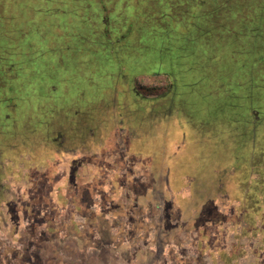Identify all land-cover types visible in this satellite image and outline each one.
<instances>
[{"label": "rangeland", "instance_id": "374dc122", "mask_svg": "<svg viewBox=\"0 0 264 264\" xmlns=\"http://www.w3.org/2000/svg\"><path fill=\"white\" fill-rule=\"evenodd\" d=\"M128 1L0 0V53L20 64L8 97L16 104L47 81L65 97L38 121L31 101L16 104L0 170V264H264V68L251 75L248 62L264 54V0ZM253 33L261 47L251 49ZM98 34H128L117 55L146 66L116 71ZM77 91L109 99L88 109ZM163 98L169 113L145 124ZM248 112L256 133L237 151ZM47 120L49 134L38 127Z\"/></svg>", "mask_w": 264, "mask_h": 264}, {"label": "trees", "instance_id": "16d2710c", "mask_svg": "<svg viewBox=\"0 0 264 264\" xmlns=\"http://www.w3.org/2000/svg\"><path fill=\"white\" fill-rule=\"evenodd\" d=\"M130 2H131V0H130ZM130 2L128 1L127 3H126V5H128V4H130ZM113 3H114V1H113ZM112 3V4H113ZM120 3H122V2H120ZM201 3H202V1H201ZM164 4V3H163ZM262 4V3H261ZM260 4V5H261ZM199 5V7H200V9H201V12H200V14L202 15V17H208L209 18V15L211 14V12H212V7H210L209 6V8H207L206 7V9H204L205 8V6L207 5V4H205L204 6L202 5V4H198ZM121 7H123L122 5H120V7L119 8H121ZM119 8H118V11H119ZM218 8H220V7H218ZM168 9V8H167ZM167 9L164 11V13L162 12V14L163 15H161V17H172L171 15H170V13H168V12H166L167 11ZM189 9V8H188ZM220 9H222V10H225L226 9V7L225 6H223V8H220ZM261 9H263V6H261ZM101 10V9H100ZM117 11V13H119ZM125 11H127L126 9H125V7H124V12ZM189 11H191L190 9H189ZM101 12H104V10H102V11H99V13H101ZM133 12H130V13H128L129 15H131ZM203 13V14H202ZM118 15V14H117ZM117 15H116V17H117ZM182 15V14H181ZM194 15V14H193ZM193 15H190V16H186L185 15V17H184V20L186 21V22H188V21H190L192 18H190L191 16H193ZM112 16V15H111ZM113 18V17H112ZM110 20V22H112L113 20L112 19H109ZM179 20V19H178ZM99 20H98V18L96 19V22L99 24V22H98ZM188 27H194V24L193 23H191V24H189V23H186V24H184V28H182V30H186ZM61 28V27H60ZM164 31H165V33H164ZM111 32V31H110ZM130 32V31H129ZM153 32V31H152ZM157 33V32H156ZM155 33V34H156ZM167 32H166V28H165V30H162V28H161V31H159L157 34H161V35H164L165 36V34H166ZM98 36L99 37H102V40H103V43H102V47H103V52L106 54V57H107V61L110 63V65H112V67L116 70V71H118L119 72V70L121 71V73H125L126 74V72H128V71H130L128 68L129 67H131V66H136L135 64H137V65H139V66H146V65H144V64H139V62H137V63H135L136 61L133 59L132 60V58L127 54V56L125 57L126 59L124 60V59H121V57H119L117 54H118V51L117 50H119L120 51V48L121 47H123L124 46V43L128 40V34H125V35H121V36H118V38H116V39H111V36H106V35H101V34H98ZM256 37H257V33H253V37H251V40H250V43H249V45L251 46V49H253L254 47L255 48H257V47H261L258 43H256ZM47 43H49V42H46L45 44L47 45ZM45 45V47H46V50H47V47L48 48H50L51 49V47L54 45V44H48L47 46ZM32 48H34V46H32ZM35 48H37V47H35ZM60 48L61 49H66V48H68V45H67V41H66V39L65 40H62L61 41V45H60ZM43 50V49H42ZM46 50H44L43 52L44 53H46L47 51ZM48 54V53H47ZM251 56V55H250ZM253 56V55H252ZM156 60V59H155ZM10 62V61H9ZM248 62L251 64V65H254V70H253V73L251 74V75H254V74H257L258 73V70H259V67L262 65L263 66V68H264V54H258V56H254V57H250V58H248ZM11 64H13L14 65V68H15V70H17V68L19 67V65L20 64H18V62H10ZM154 65H156V67H157V64L155 63V61H154ZM159 65H162L163 67H166L167 68V72H168V74H169V72L171 73L174 69H172V68H169V67H172V66H174L171 62H170V60H168V61H164V60H159ZM138 66V67H139ZM48 67V66H47ZM47 69V68H46ZM256 70V71H255ZM140 74V73H139ZM146 74H148V73H146ZM166 75V74H165ZM169 76V75H168ZM61 80L60 81H63V77H61L60 78ZM23 82V81H22ZM257 82H258V80H257ZM50 85L51 83L50 82H44V85H45V88H47V85ZM259 83V82H258ZM29 84H31V83H29ZM52 85H55V84H52ZM129 85V84H128ZM263 85V84H262ZM34 86V85H33ZM55 88H56V93L59 95V91H58V88H57V86H54ZM24 89V88H23ZM33 90L35 89L34 87L32 88ZM117 89L118 88H116V90L114 91V92H116L117 91ZM125 89H127V91H124V92H126L127 94H129V95H131L132 94V96H133V98L135 97V98H138L135 94H134V91H132V88H131V85H129L128 86V88L125 86ZM33 90L31 91V93H29V97L30 96H32V93H33ZM82 90V89H81ZM97 90V89H96ZM83 91V90H82ZM24 92H25V90H24ZM80 92V91H79ZM79 92H75V94H78ZM96 91H94V93H95ZM113 92V93H114ZM100 94L103 96H101V98H98V97H95L94 95H93V97L92 98H90V100L88 101V99H89V97H86V93H84V99H86V102L84 103V104H81L82 106H86L88 109H89V107H91V106H94L95 107V105L92 103V102H97V101H102L101 99H105V100H107L108 101V99H109V97L107 98V97H105L104 96V92L102 91V92H100ZM167 98H163L162 100L160 99L159 101H157V102H155V103H157V104H155V105H152V107L153 108H155V107H157L156 109H157V112L156 113H153L152 112V109H149V111H148V114H146L145 115V118H143L144 120H145V124L146 123H148L149 125H150V122L149 121H151L152 123L151 124H155V123H158V121H157V119L159 118L161 121L163 120V118L169 113V110H167V109H165V107H164V104H163V101L164 100H166ZM30 101H31V106H34L33 104H34V102L32 101V99H30ZM27 102H29V101H27ZM26 102V103H27ZM261 102V100L259 101V103ZM93 104V105H92ZM263 104V101H262V103H261V105ZM26 105V104H25ZM96 106H98V105H96ZM258 106V105H257ZM27 107H28V105H27ZM232 108H234V112H236V111H238V112H240V110H241V106H234V107H232ZM33 109L34 108H30V111H28V113L31 115L30 116V118H34L33 117ZM163 109H164V111H163ZM146 112V111H145ZM252 113H250V112H248V114H247V117H246V126H247V128H246V130L248 129V132L246 133V136H244L243 137V133L245 132H243L242 133V131H241V129H238V131H240L239 133H242L241 135H242V137L241 138H238V139H242V141L240 142V143H237V145H236V147H235V149L237 150V151H239V149H244L243 147H244V145H245V143H247L248 144V142H249V139H250V137L251 136H253L254 135V133H256L255 131H256V126L254 125V124H252V122H251V124L248 122V118L249 117H251V119H252V115H251ZM256 116V118L257 119H261V118H264V114L262 115V117L260 116V115H255ZM207 119V118H206ZM250 119V118H249ZM148 125V126H149ZM156 125V124H155ZM226 125L227 126H229V124L228 123H226ZM151 126V125H150ZM227 126H226V128H225V130L226 131H230L228 128H227ZM231 128V127H230ZM236 128V127H235ZM217 132V134H218V132H219V130L218 131H216ZM225 133H227V132H225ZM222 135V134H221ZM218 136V135H217ZM225 138H227V139H230V137L229 136H226ZM233 138V137H232ZM222 143V140L221 139H217V144H221ZM228 144V143H227ZM234 159V158H233ZM236 163H238V162H236V161H234V164H233V166H234V168H236V169H240V167H241V165L240 166H238V164H236ZM232 166V167H233Z\"/></svg>", "mask_w": 264, "mask_h": 264}, {"label": "flooded vegetation", "instance_id": "af4514ba", "mask_svg": "<svg viewBox=\"0 0 264 264\" xmlns=\"http://www.w3.org/2000/svg\"><path fill=\"white\" fill-rule=\"evenodd\" d=\"M53 41L54 40L48 39L46 42H53ZM0 54H1L0 55L1 56V58H0V170H2V168H1L2 165L4 164V162H6L9 159L8 154H9L10 150H8V138H9L8 135H9V130H11L10 129V120L12 119V123L14 124V121H15V124H16V118H15V116L13 117L15 110L17 111V109H18L16 104L18 105L20 103L22 105V104H25L27 101H30V99H32V101L36 104V105H34V109H33V117L35 120L37 119V121H38V119L41 120L42 117H46L48 115H51V117L54 118L55 114H54L53 106H56L55 103L57 102V100H63V98H65V97L63 94H60V93L58 95L56 93V88L52 84L47 85L45 83L47 85V88L45 89L44 92L40 91L39 89H34L32 96L29 97V95H28L25 99H24V95L20 96V97H18L19 99L17 100L16 104H14L13 100H15V99L9 98L7 94H8V91L10 90V85L13 83H18V81H20V78H19L20 74L17 72L18 69L15 70L14 65L9 62L10 58L8 57V55H4L3 53H0ZM36 73L38 75L39 71L36 70ZM20 88L24 92L23 87L20 86ZM82 93L83 92H79L78 94L80 95V97L82 96L81 99H84V95ZM59 102H62V101H59ZM43 106L48 107V108L42 112L41 107H43ZM22 120H23V116H22ZM50 120H47L49 122V124L44 123V122L42 124L38 123V127H42L43 128L42 130L45 133L47 132L48 134L52 129V124H50ZM37 121H36V123H37ZM80 121H81V126H82V124H86L87 117H86V121H85V119L83 118V115H82V118ZM15 127H17V125H15ZM80 128L81 129L79 130V132L82 133L83 127H80ZM58 135H60V133H56L55 135L53 134V139L55 138L53 140L54 141L53 145H54V148L56 150L61 151V149L63 148L62 147L63 142H61L57 145L56 139L58 138ZM60 136H59L61 138L60 140L61 141L64 140V137L62 135H60ZM76 136L80 137L78 134H76ZM80 138H81L80 141L83 140L82 134H81ZM65 139H66V137H65ZM74 139H77V138L75 137ZM35 142H36L35 144L39 148L38 139ZM64 142H65V140H64ZM21 144L24 145L25 143L22 142ZM13 148L16 149L15 147H13ZM63 149H66V147ZM63 149H62V153H63ZM19 156H20L21 160H22V158H24V155H22V154H18L17 157H19Z\"/></svg>", "mask_w": 264, "mask_h": 264}, {"label": "crops", "instance_id": "0c3cea01", "mask_svg": "<svg viewBox=\"0 0 264 264\" xmlns=\"http://www.w3.org/2000/svg\"><path fill=\"white\" fill-rule=\"evenodd\" d=\"M103 5H105V4H103ZM110 9V8H109ZM112 9H113V11H115L114 10V6L112 7ZM103 10H104V8H103ZM111 10V9H110ZM111 39H112V37H111ZM17 72H19V70H17ZM117 91H119V90H117ZM120 92V91H119ZM140 137V136H139ZM221 181V180H220ZM220 184V183H219Z\"/></svg>", "mask_w": 264, "mask_h": 264}]
</instances>
